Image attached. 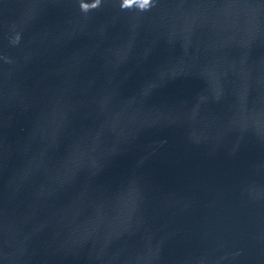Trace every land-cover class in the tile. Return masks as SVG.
Instances as JSON below:
<instances>
[{"label": "water", "instance_id": "water-1", "mask_svg": "<svg viewBox=\"0 0 264 264\" xmlns=\"http://www.w3.org/2000/svg\"><path fill=\"white\" fill-rule=\"evenodd\" d=\"M0 264H264V0H0Z\"/></svg>", "mask_w": 264, "mask_h": 264}]
</instances>
